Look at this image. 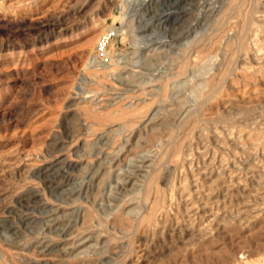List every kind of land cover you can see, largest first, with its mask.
I'll list each match as a JSON object with an SVG mask.
<instances>
[{"label": "rangeland", "instance_id": "rangeland-1", "mask_svg": "<svg viewBox=\"0 0 264 264\" xmlns=\"http://www.w3.org/2000/svg\"><path fill=\"white\" fill-rule=\"evenodd\" d=\"M0 264H264V0H0Z\"/></svg>", "mask_w": 264, "mask_h": 264}, {"label": "built area", "instance_id": "built-area-1", "mask_svg": "<svg viewBox=\"0 0 264 264\" xmlns=\"http://www.w3.org/2000/svg\"><path fill=\"white\" fill-rule=\"evenodd\" d=\"M106 45H107V40L106 38H103L100 42H99V48L104 51L106 49Z\"/></svg>", "mask_w": 264, "mask_h": 264}, {"label": "bare ground", "instance_id": "bare-ground-1", "mask_svg": "<svg viewBox=\"0 0 264 264\" xmlns=\"http://www.w3.org/2000/svg\"><path fill=\"white\" fill-rule=\"evenodd\" d=\"M254 4H255V2H254ZM251 23V22H250ZM214 94V93H213ZM206 99V98H205ZM197 112V111H196ZM184 121V120H183ZM171 124V123H170ZM110 130V129H109Z\"/></svg>", "mask_w": 264, "mask_h": 264}]
</instances>
